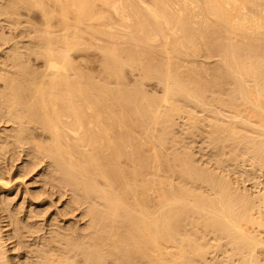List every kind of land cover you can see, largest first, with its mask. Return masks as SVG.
<instances>
[{
    "label": "bare ground",
    "instance_id": "1",
    "mask_svg": "<svg viewBox=\"0 0 264 264\" xmlns=\"http://www.w3.org/2000/svg\"><path fill=\"white\" fill-rule=\"evenodd\" d=\"M35 9L46 27L33 29L41 35L33 40L38 48L30 50L46 68L30 70L16 53L20 46L10 47L19 62L16 71L6 72V65L0 72V153L21 147L31 157H48L58 179L70 186L72 201L87 205L89 221L83 231L62 225L64 231L57 227L37 239L36 260L27 264H262L264 194L251 198L225 176L197 167L192 153L181 147L183 139L173 140L180 145L167 152V134L156 136L150 129L163 124L168 133L175 117L187 115L195 130L200 119L183 107L192 105L210 114L205 126L222 152L239 155L244 149L251 167L264 164V0H0V14L11 27L23 16L29 23ZM55 21L63 34L54 32L60 30ZM83 24L88 25L82 29ZM84 34L93 40L102 36L95 43L104 58L98 75L74 61L75 51L86 48ZM202 49L219 54L213 85L206 68L188 63ZM127 66L142 69L144 81L157 78L164 84L160 104L122 85ZM207 87L225 96L208 102ZM1 234L0 264H10Z\"/></svg>",
    "mask_w": 264,
    "mask_h": 264
},
{
    "label": "rangeland",
    "instance_id": "2",
    "mask_svg": "<svg viewBox=\"0 0 264 264\" xmlns=\"http://www.w3.org/2000/svg\"><path fill=\"white\" fill-rule=\"evenodd\" d=\"M146 3H150L151 0H143ZM99 6V5H98ZM97 6V7H98ZM24 11H23V10ZM99 9V7L97 8ZM22 10V12H21ZM25 8L21 7L20 8V12L22 14H26L25 12ZM39 10L35 9L31 11V18L29 20L26 21V17L23 16V20L21 21V23L19 24H12V27L10 25V21L7 19L8 17H5V15H1L0 14V62H4L3 64L0 63L1 67H0V72H5V70H7L6 65H8V70L6 72H9L10 70H12L11 72L16 71L17 65L19 61H16V59H14L15 57V53L14 50L16 49V51L18 50V52L16 53H20V56L24 57V59L26 60L24 62V59L21 58V61L23 59L22 62H24L23 64L25 66H27L30 70L33 69V71L36 72H42L44 71L43 69L46 68V64L43 58L35 56L34 52L31 53V50L33 51V49H35V47L38 48V46L36 45L37 43H34V41H38V35L36 34L34 35V32L37 31L38 33V29L40 28V30L44 29L46 27V25L43 22L42 16L40 14V12H37ZM25 12V13H24ZM36 19V20H34ZM32 20H34L32 22ZM6 22V23H5ZM26 22V23H25ZM56 22V23H55ZM53 23V25L57 27H55L54 29H60V26L58 25V22L55 21ZM21 24V25H20ZM24 24V25H23ZM97 23L94 24V26ZM2 25V26H1ZM15 28L14 29V26ZM17 25V26H16ZM88 24H83L81 25V28L84 29L85 26ZM98 26L96 28L99 27V24H97ZM20 26V27H19ZM28 26V27H25ZM43 26V27H42ZM32 27V28H31ZM59 27V28H58ZM13 28V29H12ZM35 28V31H33V29ZM38 28V29H37ZM6 29V30H5ZM27 29V30H26ZM2 30L3 34L1 33ZM64 29H60L59 31H54L56 33V35H61L65 32H63ZM14 31V32H13ZM25 31V32H24ZM8 32V33H7ZM42 32V31H39ZM7 33V36H6ZM24 33V34H23ZM54 33V34H55ZM59 33V34H57ZM5 34V35H4ZM20 34V35H19ZM33 34V35H32ZM21 35H23L21 37ZM37 35V36H36ZM39 35V36H40ZM2 36V37H1ZM5 36V37H4ZM31 36V37H30ZM88 38H87V37ZM96 36V35H95ZM36 37V38H34ZM89 34H84V39L82 40V42L84 43V46L86 45L85 43H87L86 48L85 49H78L75 51L74 53V61L76 60V63H78L77 65H79V67L82 66V70H84V72H93L94 74L96 73L97 75L100 73L99 70L102 71V68H100L101 66L103 67V64L101 62H104V58L102 57V53L101 51L96 48V44H98V42H102L101 35H97V37H99V39H94V41L92 38L90 39ZM5 38V39H4ZM16 38V39H15ZM23 38V39H22ZM34 38V39H33ZM38 38V39H37ZM23 40L21 43L19 41L16 40ZM25 39H27L28 41L31 40V42H27V40L25 41ZM36 39V40H35ZM86 39V41H85ZM88 39V40H87ZM34 40V41H33ZM260 41H256V42H261L262 39H258ZM15 41V44L14 42ZM89 41V42H88ZM4 42V43H3ZM17 42V44H16ZM26 44H25V43ZM90 42L92 44H90ZM94 42V43H93ZM104 42V41H103ZM10 43V44H9ZM20 43V44H18ZM30 43H32L30 45ZM34 43V45H33ZM96 43V44H95ZM13 44V45H12ZM17 46H20L19 49ZM22 45V46H21ZM29 46L27 48V46ZM24 46V47H23ZM94 46V47H93ZM14 49V47H16L13 51L11 50V48ZM26 47V48H25ZM31 47V48H30ZM143 46H139V50H143L142 48ZM90 48V49H89ZM95 48V49H94ZM141 48V49H140ZM10 49V50H9ZM22 49H28V56L26 55L27 51L25 52L24 50L21 51ZM31 49V50H30ZM7 50V51H6ZM203 50V51H202ZM201 52H198L197 56H194L190 58V65H194L196 64L197 66H203L204 68L207 69V74H205V77L210 80L209 82L212 83V81H214L217 78V74H218V69H217V60L219 59V54L214 50H210L207 51L205 49H202ZM30 51V52H29ZM78 51V52H77ZM80 51V52H79ZM84 51V52H83ZM98 51V52H97ZM25 52V53H23ZM9 54V56L7 57V55ZM13 54V55H12ZM79 54V55H78ZM207 54V55H205ZM216 54V55H215ZM11 55V56H10ZM25 55V56H24ZM31 55V56H30ZM212 55V56H211ZM80 56V57H79ZM26 57V58H25ZM29 57H31L32 60L29 59ZM79 57V58H78ZM100 57V58H99ZM199 57V58H198ZM203 57V58H202ZM206 57V58H205ZM209 57V58H208ZM9 58V60L7 59ZM10 58H13L10 60ZM28 58V59H27ZM197 58V59H196ZM7 59V60H6ZM39 59V60H37ZM78 59V60H77ZM84 59V60H82ZM28 60V61H27ZM81 60V61H80ZM192 60V61H191ZM205 60V61H204ZM16 61V62H15ZM44 61V62H43ZM197 61V62H196ZM202 61V62H199ZM6 62V63H5ZM8 62V64H7ZM10 63V64H9ZM12 63V64H11ZM14 63V64H13ZM16 63V64H15ZM30 63V65L28 66V64ZM32 63V64H31ZM99 63H100V67H99ZM186 62H184L185 64ZM188 63H186L185 66L189 65ZM210 65H208V64ZM43 64H45V67L43 66ZM3 65V66H2ZM16 65V66H15ZM34 66V67H33ZM201 66V67H202ZM207 66V67H205ZM210 66V67H209ZM4 67V68H3ZM6 68V69H5ZM11 68V69H10ZM13 68V69H12ZM35 68V69H34ZM100 68V69H99ZM128 68V69H127ZM127 68H125V70H123V80H125L122 85L127 89V90H131L132 93L136 96L140 98L139 94V90H141L146 96H150L149 98H151L153 101L156 100V104H160L162 100V98L164 97L163 95H165V88L163 87L164 84H162V82H160L157 78H151L150 80L147 79L146 81L143 80V70L142 69H138L136 71V69L134 68H130V66ZM211 68V69H210ZM15 69V70H14ZM37 69V70H36ZM40 71H39V70ZM213 69V70H212ZM4 70V71H3ZM14 70V71H13ZM142 70V71H141ZM210 70V71H209ZM216 70V71H215ZM99 71V73L97 72ZM125 71V72H124ZM86 72V73H87ZM135 72V73H134ZM142 72V73H141ZM212 72V73H209ZM126 73V74H125ZM141 73V74H140ZM90 74V73H89ZM133 74V75H132ZM140 74V75H139ZM136 75V76H135ZM140 78H138V76ZM127 77V78H126ZM214 77V78H212ZM99 78V77H97ZM131 79V80H130ZM142 79V80H141ZM149 80V81H148ZM157 80V81H156ZM130 81V82H129ZM151 82V83H149ZM160 82V83H159ZM1 83V81H0ZM137 83V84H136ZM140 83V85H139ZM126 84V85H125ZM135 84V85H134ZM141 84H144L141 85ZM159 84V85H158ZM112 85L117 86L118 83L117 81L112 82ZM134 85V86H133ZM213 85V83L211 84ZM140 86V87H139ZM158 86V87H157ZM210 86V85H209ZM131 87V89H130ZM134 88V89H133ZM212 89V90H211ZM135 90V92H134ZM137 90V91H136ZM140 91V92H141ZM164 91V92H163ZM206 92V93H205ZM210 92V93H209ZM204 98L205 100L208 102L210 100H213L211 102H215L214 99L219 97L223 99V97L225 96L224 93H221V91L219 92V89L217 87H207V90L204 89ZM214 94V95H213ZM147 96V97H148ZM160 96V97H159ZM215 96V97H212ZM162 97V98H161ZM209 97V98H208ZM211 98V99H210ZM160 99V100H159ZM221 99V100H222ZM159 100V101H158ZM160 102V103H159ZM154 103V102H153ZM190 106V107H188ZM183 107H185L184 109H188L187 111H190L192 114H194V117L199 118L200 119V124H199V128L197 129H193L191 127V121L189 120V118L187 117V115H181V116H177L174 119V123L173 124V129L170 130L168 133L165 132V126H163V124H157L153 125L151 127V131L154 133V135L156 136H161L164 135L167 137L166 139H168L166 142V150L167 152L171 151L175 146H179L180 144H176L174 143L173 140L177 141L178 140H184V143H181V147H183L184 149H188L187 151L191 152L193 155V159H194V163L195 165H197V167L201 168L202 170L205 169V171H208V169L210 170L209 172H211L213 175H216L218 177L221 176H225L224 178H228L229 182H233L232 184H234L233 186L237 189L241 191H245L248 196H250L251 198H256L258 197L257 195H263L264 194V164H252L254 165L253 167L250 166V158H248L247 156V152L243 149V151L241 152V154H237L235 151H231L228 152L227 150H225L226 154H224L225 152H222V149L220 150V148L217 147V145L214 143V141L211 140V134L208 132L210 129L209 126H205V125H209V120H208V115L206 111H202L199 108H195L192 105H185L183 104ZM221 108V106H218ZM163 108V107H162ZM192 108V109H191ZM190 109V110H189ZM195 110V112H194ZM218 110L222 111V108ZM187 114V113H186ZM197 114V115H196ZM206 114V116H205ZM204 115V116H202ZM200 116V117H199ZM208 116V117H207ZM179 117V118H178ZM183 117H185L183 119ZM204 117V118H203ZM179 119V120H178ZM207 119V121H206ZM179 122H177V121ZM186 120V121H185ZM184 121V122H182ZM187 122V125L185 124ZM207 122V123H205ZM189 124V125H188ZM176 125V126H175ZM160 126V127H159ZM162 126V128H161ZM181 126V127H179ZM209 127V128H208ZM153 128V129H152ZM157 128V129H155ZM164 128V129H163ZM182 128V129H181ZM163 129V131H162ZM180 130V131H179ZM208 130V131H207ZM156 131V132H154ZM173 131V132H172ZM165 132V133H163ZM183 132V133H182ZM208 132V133H207ZM163 133V134H162ZM202 133V134H201ZM178 134V135H177ZM183 134V135H182ZM173 135V136H172ZM197 135V136H196ZM176 136V137H175ZM185 136V137H184ZM175 139H174V138ZM182 137V138H181ZM184 137V138H183ZM179 138V139H178ZM170 139V140H169ZM172 140V141H171ZM211 140V141H210ZM192 141V142H191ZM201 141V142H200ZM173 142V144H172ZM200 142V143H199ZM176 144V145H175ZM183 145V146H182ZM216 145V146H215ZM169 146V148H168ZM173 146V147H172ZM185 146V147H184ZM11 148V147H10ZM10 148L8 150H3L2 153H0V233L3 232V235L1 234L2 239L1 242L2 245L4 246V249H6V256L8 257L7 260L10 261V264H19L20 261H23L22 263L27 264V262L30 260V262H34L36 259V255H33L34 252L36 253L35 250H37L38 248V244L35 247V243H38L37 241L39 239L42 238V236H50L51 234L55 233V229L64 231L67 228H71L72 229H77L79 228V230L85 229L87 227L88 224V219L89 217L86 215L85 216V210L87 205L85 204H76L72 201V196H73V192L70 189V186L68 187L67 184L62 183L58 178H59V174L58 172L53 171L54 167L52 165H50L51 163H49V158L43 154L40 155V159L41 161H38L39 158H35V157H31L30 155H27L28 153V149L25 148H21V147H15L14 148ZM215 148V149H214ZM228 148V147H227ZM226 148V149H227ZM214 149V151H213ZM15 150V151H14ZM19 151V152H17ZM24 151V152H23ZM220 151V152H219ZM5 152V153H4ZM10 152V153H9ZM194 152V153H193ZM218 152V153H217ZM228 152V154H227ZM246 152V153H245ZM9 153V154H8ZM23 153V154H22ZM197 153V154H196ZM199 153V154H198ZM245 155H243V154ZM4 154V155H3ZM7 154V156H5ZM18 154V155H17ZM216 154V156H215ZM16 155V156H15ZM196 155V156H195ZM225 155V156H224ZM3 156V157H2ZM14 156V157H13ZM28 156V157H27ZM45 158H44V157ZM202 156L203 157L202 159ZM207 156V157H206ZM231 156V157H228ZM7 157V158H6ZM31 157V159H30ZM240 157V158H239ZM248 158V159H245ZM9 158V159H8ZM214 158H216V160H214ZM6 159V160H5ZM34 159V160H33ZM39 159V160H40ZM239 161H236L238 160ZM242 159V160H240ZM31 160V162H30ZM35 161L37 162V165L34 167H32L30 164H36ZM205 160V161H204ZM219 160V162H218ZM226 160V161H225ZM232 160V162H230ZM45 161V162H44ZM47 161V162H46ZM49 161V162H48ZM228 161V162H227ZM242 161V162H241ZM206 162V163H205ZM213 162V163H212ZM237 162V163H236ZM246 162V163H243ZM197 163V164H196ZM222 163V164H221ZM240 163V164H239ZM210 164V165H209ZM217 164V165H216ZM225 164V165H224ZM249 164V165H248ZM30 165V167H29ZM50 167H49V166ZM235 165V166H234ZM259 165V166H258ZM263 165V166H262ZM10 166V167H9ZM25 166V167H24ZM48 166V167H47ZM52 166V167H51ZM242 166V167H241ZM14 167V168H13ZM29 167V169H27ZM38 167V168H37ZM44 167V168H43ZM223 169H220V168ZM247 167V169H246ZM262 169H261V168ZM5 168V169H4ZM26 168V169H25ZM240 168V169H239ZM44 169V170H43ZM48 169V170H47ZM215 169V170H214ZM230 169V170H229ZM235 169V170H234ZM243 169V170H242ZM255 169V171H253ZM258 169V170H257ZM32 170V171H31ZM53 172H52V171ZM225 170V171H224ZM245 170V171H244ZM38 171V172H37ZM51 171V173H49ZM215 171V173H214ZM218 173H217V172ZM247 171V172H246ZM6 172V173H5ZM10 174H7L9 173ZM23 172V173H22ZM28 172V173H27ZM230 172V173H229ZM54 173V174H53ZM228 173V174H227ZM50 178H49V176ZM165 174L168 175V173L166 172ZM223 174V175H221ZM9 175V176H8ZM52 175V176H51ZM171 175V174H170ZM47 176V177H46ZM55 176V177H54ZM58 176V177H56ZM227 176V177H226ZM45 177V178H44ZM174 177V178H173ZM242 177V178H241ZM3 178V179H2ZM56 178V179H55ZM173 180L175 179L177 182L179 181V178L177 175H172ZM223 178V177H222ZM53 179V180H52ZM4 180L3 185H1L2 181ZM6 180V182H5ZM11 180V181H10ZM174 180V182H176ZM231 180V181H230ZM47 181V182H46ZM52 181V182H51ZM58 182V183H57ZM42 183V184H41ZM53 183V184H52ZM57 183V184H56ZM61 183V184H60ZM10 184V185H9ZM237 184V185H236ZM7 185V186H6ZM57 187H56V186ZM2 186V187H1ZM45 186V187H44ZM59 186V187H58ZM62 186V187H61ZM65 186V187H64ZM43 187V188H42ZM56 187V188H55ZM199 188V187H198ZM243 188V189H242ZM6 189V190H5ZM47 189V190H46ZM61 189V190H60ZM201 190L205 189V191H208L209 189L206 188H200ZM46 192H45V191ZM68 190V191H67ZM251 191V192H250ZM55 192V193H54ZM249 192V193H248ZM244 193V192H243ZM245 193V194H246ZM257 194V195H256ZM39 195V196H38ZM41 195V196H40ZM253 196V197H252ZM44 197V198H43ZM60 197V198H58ZM52 199V200H51ZM71 201V202H70ZM5 202V203H4ZM71 203V204H70ZM30 206H29V205ZM86 206V207H85ZM82 207V208H81ZM71 208V209H70ZM67 209V210H66ZM69 209V210H68ZM49 210V211H48ZM65 210V211H64ZM64 211V212H63ZM68 211V212H67ZM73 211V212H72ZM263 211V215H264V208H262ZM24 212V213H23ZM62 214H61V213ZM64 213V214H63ZM67 213V214H66ZM69 213V214H68ZM50 214V215H49ZM12 215V216H11ZM65 215V216H64ZM69 215V216H67ZM8 216V217H7ZM57 217V218H56ZM59 217V218H58ZM64 217V218H62ZM11 218V219H10ZM21 222V220H23ZM72 218V219H71ZM39 219V220H38ZM65 219V220H64ZM80 219V220H79ZM12 220V221H11ZM17 220V221H16ZM32 220V221H31ZM58 220V221H57ZM14 221V222H13ZM20 221V222H19ZM27 221V222H26ZM30 221V223H28ZM61 221V222H60ZM8 222V223H7ZM40 222V223H39ZM59 223V226L57 225ZM81 222V223H80ZM10 223V224H9ZM20 223L22 225H20ZM54 223V224H53ZM14 224V225H13ZM30 224V225H29ZM45 224V225H43ZM8 225V226H7ZM16 225V227H15ZM30 227H28V226ZM34 225V226H33ZM38 225V226H36ZM54 225V226H53ZM62 225H64L63 229ZM11 226V227H10ZM25 228H24V227ZM28 228H27V227ZM40 226V227H39ZM44 226V227H43ZM50 226V227H49ZM62 226V227H61ZM81 226V227H80ZM86 226V227H85ZM9 231L6 232L8 230ZM18 227V229L16 230V228ZM22 227V228H21ZM32 227H36V228H32ZM75 227V228H74ZM2 228V229H1ZM38 228V229H37ZM45 228V229H44ZM68 228V229H69ZM5 229V230H4ZM7 229V230H6ZM15 231H14V230ZM21 229V230H19ZM25 229V230H24ZM30 229V231L28 230ZM34 229V230H32ZM40 229V230H39ZM45 231H43V230ZM52 229V230H51ZM13 230V231H12ZM19 230V231H18ZM25 232L23 233L22 232ZM22 233H21V232ZM39 231H42L39 233ZM83 231V230H82ZM10 232V236L11 237L7 238L8 234ZM14 232V233H13ZM33 233L32 235L30 233ZM53 232V233H52ZM68 232H70V230H68ZM18 233V234H15ZM21 233V234H20ZM28 233V234H27ZM36 233V235H35ZM39 233V234H38ZM46 233V235L44 234ZM51 233V234H49ZM24 234V235H23ZM27 234V235H26ZM23 235V236H22ZM264 236V232L262 234ZM6 236V237H5ZM31 236V237H30ZM39 236V237H38ZM33 237V238H32ZM36 237V238H35ZM76 237V236H75ZM210 237V236H209ZM22 238V239H20ZM16 241H15V240ZM38 239V240H37ZM75 239V238H73ZM13 240V242H12ZM30 240V241H29ZM11 241V242H10ZM35 241V242H34ZM5 242V243H4ZM21 242V243H20ZM23 242V243H22ZM32 242L33 245L31 244ZM14 243V244H12ZM31 244V245H30ZM14 245V246H13ZM17 246V248H16ZM13 247V248H12ZM15 247V248H14ZM29 248V249H28ZM16 249V250H14ZM20 249V250H19ZM31 249V251H30ZM264 249V248H263ZM22 250V251H21ZM24 250V253H23ZM21 251V253L19 252ZM30 251V252H29ZM8 252V253H7ZM20 254H19V253ZM33 252V253H32ZM19 254V256L17 257V255ZM264 250L262 252V256L264 257ZM21 255V256H20ZM25 257H24V256ZM31 256V258H30ZM261 256V258H262ZM12 257V258H11ZM17 257V258H16ZM20 257V258H19ZM26 258V260H25ZM34 258V259H33ZM21 259V260H20ZM28 259V260H27ZM18 260V262H17ZM20 260V261H19ZM34 260V261H33ZM9 264V263H8ZM21 264V263H20ZM262 264H264V260L262 261Z\"/></svg>",
    "mask_w": 264,
    "mask_h": 264
}]
</instances>
